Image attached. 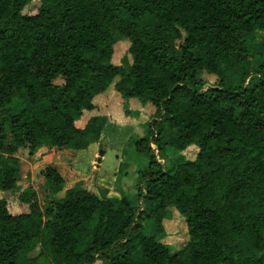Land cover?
<instances>
[{"label": "trees", "instance_id": "trees-1", "mask_svg": "<svg viewBox=\"0 0 264 264\" xmlns=\"http://www.w3.org/2000/svg\"><path fill=\"white\" fill-rule=\"evenodd\" d=\"M28 1L0 0V192L16 189L8 131L20 132L28 158L88 147L107 119L76 120L117 76L122 97L153 106L134 140L149 163L137 199L83 187L58 198L65 179L44 167L45 220L29 188L19 196L26 212L0 199V264H264V40L248 50L264 31V0H39L32 15ZM122 37L130 72L111 61ZM192 143L187 161L179 152ZM172 208L187 235L176 251L157 239ZM38 244L42 259L28 255Z\"/></svg>", "mask_w": 264, "mask_h": 264}, {"label": "rangeland", "instance_id": "rangeland-1", "mask_svg": "<svg viewBox=\"0 0 264 264\" xmlns=\"http://www.w3.org/2000/svg\"><path fill=\"white\" fill-rule=\"evenodd\" d=\"M38 5L39 0H29L24 6L23 12L31 15L35 14ZM145 20L150 23L153 21L152 18L149 17H145ZM263 40L264 31L256 30L254 39L248 43V50L251 53H257L261 48ZM129 46L130 41L128 39L123 37L119 38L113 45L114 50L111 60L113 65L122 67L126 72H130L133 61V55L128 51ZM202 77L209 82H214L215 80L214 75H208L206 73H204ZM118 80L119 77L117 76L104 92L95 97V110L84 111L76 120V125L82 127L92 115H104L106 117L107 122L100 134V136L102 135V140L98 139L90 143L89 150L93 152L94 156L96 152H104L100 169L107 174L108 177L113 176L114 179L117 178V185H121L124 180L129 186L123 193L130 195L132 198H136L137 190L135 187L138 183V174L140 171L146 169L149 158L146 153H139L136 151L134 140L146 134L150 118L149 114L153 112L154 109L152 108L153 106L151 107L150 103L143 105L136 98L122 97L120 92L114 87ZM55 82L59 84L62 83L60 79H57ZM111 118L113 121L112 123H110ZM150 146L154 150L155 145L150 143ZM39 151L38 148L36 153H39ZM197 151V146L192 143L179 153L185 160L191 161L195 159ZM2 152L4 156L12 157L13 161H9V163L15 165L17 169V179L15 191L12 193L0 192V199L3 198L6 201L7 207L12 214L26 212L29 210V205L23 203L19 196L23 191L29 188V198L39 207L44 215L43 220H45L48 216L47 213L53 208V202L43 189L42 184L44 178L41 174L42 170H40V167L33 166V159L28 158L27 147L22 140L20 132L8 131L6 133ZM118 154H121L118 156L120 157L119 162L117 159ZM159 161L167 164L166 159H159ZM112 168H114V172ZM67 189L71 188H66L65 185L56 196L62 198ZM151 225L152 223L146 225L147 229L145 232L148 235L153 233L152 229H154V226L150 227ZM162 227L164 231L157 235L158 241L167 245L171 251L178 250L187 239L184 218L172 208L170 213L163 218ZM41 251V246L38 244L28 255L30 257L42 259L43 255ZM45 258L46 261L50 260L48 256H45ZM262 259L264 260V254L262 255ZM95 264L101 263L97 260Z\"/></svg>", "mask_w": 264, "mask_h": 264}, {"label": "crops", "instance_id": "crops-1", "mask_svg": "<svg viewBox=\"0 0 264 264\" xmlns=\"http://www.w3.org/2000/svg\"><path fill=\"white\" fill-rule=\"evenodd\" d=\"M112 122L111 118L110 123ZM99 139L102 140V135ZM89 148V146L84 149L40 147L39 153L35 152L30 158L33 159V166L40 167V170L46 166L54 167L65 179L66 188L83 187L99 197L120 199L129 185L124 180L121 185H117V178L108 177L100 169L104 152H96L94 156ZM119 155L121 154L117 157ZM117 159L119 162L120 157ZM112 170L114 172V168Z\"/></svg>", "mask_w": 264, "mask_h": 264}]
</instances>
